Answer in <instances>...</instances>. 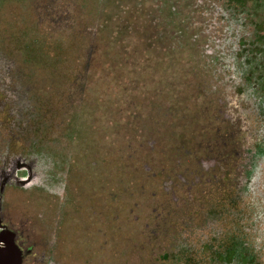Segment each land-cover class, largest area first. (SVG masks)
<instances>
[{
  "label": "rangeland",
  "instance_id": "rangeland-1",
  "mask_svg": "<svg viewBox=\"0 0 264 264\" xmlns=\"http://www.w3.org/2000/svg\"><path fill=\"white\" fill-rule=\"evenodd\" d=\"M0 264H264V0H0Z\"/></svg>",
  "mask_w": 264,
  "mask_h": 264
}]
</instances>
